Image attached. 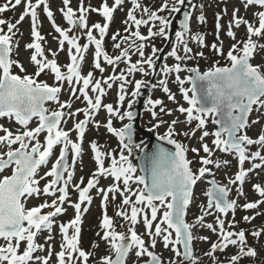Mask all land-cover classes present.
<instances>
[{
	"label": "snow or ice",
	"instance_id": "obj_1",
	"mask_svg": "<svg viewBox=\"0 0 264 264\" xmlns=\"http://www.w3.org/2000/svg\"><path fill=\"white\" fill-rule=\"evenodd\" d=\"M123 3V0H114V5L109 6L107 0H103L100 8L84 7L81 0L78 9L74 10L70 4L71 0H63L65 5L60 11L68 24L73 28L79 27L85 29L88 43L81 45L78 42L77 36H70L71 28H62L54 19V13L47 6V0H6L0 5V13L15 9L24 5L23 11L19 18L12 20L0 18V117L14 119L22 130L13 131L4 125H0V144H4L7 151H0V173L5 169L12 168L10 175L0 177V238L5 243L0 244V264H32L35 260L37 264H49L51 252L47 257L35 256L37 249L44 246L37 243V235L45 229L51 230L54 218L65 211L63 207L66 201L70 202L69 185L73 179V171H69L68 153L71 150L75 158L82 155V142L85 136L87 126L92 121L93 115L99 113L101 108L106 109L108 119L106 128L110 133L119 137L122 150L120 151L119 159L114 154L102 150L101 146L95 141L91 143V148L95 155L97 168L92 177L87 181L86 186H81L84 181L81 178L80 183L73 185L78 192V202L72 204L76 210L74 219L68 223L60 224L63 242L61 250L56 253L57 264H88L89 258L93 255L92 252L81 248V224L82 209L81 205L87 202L91 204L92 196L90 190L96 187L100 177H112L113 184L107 190L99 188L98 192L102 196L104 215L101 221L103 230L102 239L108 243L112 254L105 255L101 258V264H126L129 253L135 249L136 256L150 257L145 264H163L161 257L146 246L145 239L141 234H138L135 226L142 215L143 222L148 236L151 238L150 247L154 249L157 244V238H162L165 248L170 245L174 246V254L179 257L183 255L185 259L191 258L193 264H197V258L193 254L192 241L194 239L193 229L196 225L206 227L211 232L217 234L216 242L211 243L210 252L206 255L215 257V253L228 249L230 245L237 246L239 251L232 255L227 264H238L242 256L255 257L256 249L248 246L247 235L244 229L233 231L236 224L235 211L238 207L235 200H230L228 194L230 188L227 185H220L215 180L211 181V187L207 189L205 195L208 197L207 208L218 210V213L227 217L229 211L233 213V219L229 222V227L225 226V219L219 215L216 217L215 223H205V216L212 215L211 211L203 212L196 218V223H189L186 219L187 209L192 202V190L197 180L202 177L209 169L208 164L213 163L209 158L212 154V149L207 143L202 144L203 152L208 154L201 157V164L198 174L193 171L192 161L188 159L187 153L191 150L198 154L200 149H189L185 144L174 138L179 135L176 132L175 126L178 120H172L167 132L159 136L161 141H167L168 144L174 146V151L163 146H159L156 151L151 154L145 153L143 160L144 164L141 167V172L145 173L136 176L137 166L130 159L133 146L139 148V144H134L133 136L134 129L132 121L135 119V112L132 110L136 98L139 97L142 87L148 86L145 80H135L134 90L131 92V98L127 102V110L121 111L120 108H114L109 104H103V96L105 88L103 87L108 81L119 84L118 103L121 108L124 105L128 92L126 85L133 83L129 80V76L134 73H142L145 76L156 71V60L159 59L157 52L160 49L153 46L152 54L145 55V42L152 37H168V30L172 25L171 14L179 13L180 6L185 4V0H163L159 8L153 9L143 5L140 0H132L133 7L127 13L128 19L124 21L126 25L125 31H131L132 25H135V31H131V37H135L128 48L116 56H110L104 48V37L108 32L113 14L116 8ZM44 5V11L48 18L55 26V31L59 33L58 43L59 49L63 50L65 42L71 47L69 48L70 62L65 66L67 71H62L58 64L56 51H52V57L49 58L45 49L41 44L45 38L41 35L38 22L37 8ZM248 5H260L264 7V0H246L245 7ZM140 10L142 15L137 18L136 11ZM167 10L169 16L160 15L161 12ZM95 11L105 18V23H94L89 27L87 13ZM226 11V9H225ZM239 9L233 12V18L229 21L227 35L233 40L236 39V33L232 30L233 24L238 28L241 25H246L247 39L236 41L226 53L228 63L221 66L219 61L209 67L206 71L201 72L198 67H187L184 61L193 59L191 55L193 49L188 46L189 39L196 41L200 45H204L205 37L201 33L192 34L191 32V13L185 12L183 20L180 21V30L175 32V46L168 53L177 61L173 65L164 63L160 68L164 78L158 81L165 93H168L170 100H175V95L171 93L168 87L167 77L171 73H176V80L182 86L181 92L183 98L188 103V107L180 106L178 111L186 114L187 123L191 124L196 121L195 129L191 132H184L185 136H194L197 129L203 130L200 140L205 137L213 136V144L217 149L223 152H235L238 155L240 169L235 175L234 180H230V184H235L237 181L242 185L248 172L252 169H244L243 165L246 160L259 158L264 162V155L260 151H256L251 155L248 154V146L259 144L264 148V132L257 139L251 138L245 131L249 127V115L253 111V106L258 105L264 107V64H253L251 62L253 54L258 45L253 37H264V11L256 13L258 17V26L249 20L238 15ZM31 17V35L34 38L32 43L26 45V48L33 49L30 56L31 62L36 66V71L28 74L19 61L12 59L13 53V37L17 34L14 29L24 21L26 17ZM144 16L147 18L145 19ZM200 23H204L206 18L201 13L198 17ZM220 15L217 14V37L221 28ZM129 21L132 23L129 24ZM156 22H159L158 24ZM142 25L149 26L147 36L140 31ZM7 28V31L4 28ZM18 30V29H17ZM93 30H97L99 38L93 34ZM119 36L117 32L112 36L113 41H116ZM128 40L129 37H124ZM137 40L140 43H137ZM94 44V68L104 71L101 61L103 60L108 65L115 66L122 59L127 60L129 66L125 75L121 71L119 75H111L107 77V81L95 79L93 72H88L87 75L81 74V64L84 60V53L88 51L89 45ZM115 48L119 49L121 45L116 43ZM206 46V45H205ZM135 47L140 59L135 62L131 61L129 54L130 49ZM264 48V45H259ZM182 48L184 55H180ZM211 48L219 55L225 56L223 42L219 44L213 43ZM202 51L196 53V57H203ZM14 67H19L20 73L13 71ZM187 71L189 75L181 79L179 73ZM51 72L54 74V80L57 82L55 86L49 85L45 81H40L38 78L42 73ZM67 82L70 86L81 85L78 91L82 94L87 106L82 109H77L72 112V100L69 99L63 103L60 102V93L63 90V82ZM185 83L190 84V87H183ZM95 92L96 95L89 94V89ZM109 88L112 84L107 85ZM153 88L157 85L152 84ZM77 88L71 87V95L76 96ZM49 102H55L58 105L56 110H52L46 105ZM150 106L151 115L154 118L159 116V113L171 115L172 110L167 109L161 99H151L147 101ZM159 106V113L156 107ZM65 109L69 111L65 112ZM83 113L84 119L78 120L74 124V128L65 130L61 125L66 123V118ZM112 117H117L129 122L120 128L113 126ZM212 117L213 123L217 125L214 132L206 130L208 118ZM38 121L36 127H29L33 119ZM166 121L159 120L155 127L164 124ZM258 123V121H252ZM95 125L99 128L100 122L95 121ZM77 133V140L74 141L70 132ZM45 134L44 142L41 143L40 135ZM18 145V147H13ZM57 145H62L59 156L55 159L52 167L44 176L38 177V170L42 165L48 163L50 157L54 154V149ZM127 150L128 155L124 154ZM143 151V150H142ZM111 157V164L105 167V159ZM75 159L73 160V165ZM254 168H259L261 165H253ZM66 174V175H65ZM45 177H51L43 188L40 187V180ZM121 182L123 188H121ZM130 182L143 185L142 188L133 192L130 187ZM62 185V186H60ZM255 190L261 197H264V186L261 184L254 185ZM59 193V195H57ZM109 193H120L123 197L121 210L117 215L123 217L129 222L128 232L116 231L114 221L107 215V205ZM41 195L55 197L49 203L45 200L43 203L34 207H27L26 202L29 198ZM135 199H132V197ZM260 204H264V200L248 202L243 205L244 209H256ZM123 206H130V214L123 209ZM204 206H202L203 209ZM43 209H52L47 212H42ZM150 210V217L148 211ZM161 209L163 211L161 212ZM88 209L84 208L83 212ZM153 231V222L158 220ZM259 214V213H257ZM245 221L255 219L254 216H244ZM69 229H72V234L69 235ZM264 233V228L253 230L251 235L260 237ZM99 235V233H97ZM52 239L51 234L47 237ZM200 239L208 241L209 237L203 236ZM25 247L21 251V245ZM183 246L181 252L180 246ZM98 247V245H94ZM214 264H223L219 258L214 259Z\"/></svg>",
	"mask_w": 264,
	"mask_h": 264
},
{
	"label": "rangeland",
	"instance_id": "obj_2",
	"mask_svg": "<svg viewBox=\"0 0 264 264\" xmlns=\"http://www.w3.org/2000/svg\"><path fill=\"white\" fill-rule=\"evenodd\" d=\"M6 0H0V5L4 4ZM103 0H83L84 7L91 6L92 8H100L102 6ZM140 2L148 7H151L153 9L159 8L161 4L163 3V0H140ZM33 3H35V0H33ZM107 3L109 6L114 5V0H107ZM81 0H71L70 6L77 10V16L79 15L78 9L80 7ZM246 0H195L194 4L191 7V32L192 34L195 33H201L205 37L204 45L198 44L196 41L189 39L188 46L193 49L192 56L193 59L184 61V65L187 67H198L201 71H206L209 67H212L216 61H219L220 65H226L228 61L226 60V53L230 50V47L233 43L236 41H242L247 39V28L246 25H241L240 27H236L234 24L232 26V30L236 33V39L233 40L231 37L227 35L228 31V25L229 21L233 18V12L235 9H239L238 15L240 17H243L250 22L256 24L258 26V17L256 16V13L259 11H264V7L260 5H248L245 7ZM47 6L51 9V11L54 13V19L56 21V24L61 26L62 28H71V31L69 33L70 36H77L78 42L83 45L87 44V36L85 35V29L75 27L73 28L71 25L68 24L67 20L63 17L62 12L60 11L62 8L65 7L63 4V0H47ZM44 5H41L39 8H37V14H38V22H39V31L41 35L45 38L43 41H41L42 46L45 49L46 55L51 59L52 57V51L57 52V56L55 57L58 61V64L61 66L62 71H67L66 65L70 62V55H69V48L71 47L67 42H65L64 49H59V43H58V37L59 33L55 31V26L52 24L51 20L48 18L47 13L44 11ZM133 4L132 0H123V3L116 8V11L113 14V20L110 23L109 29L107 34L104 37V48L108 52L110 56H116L119 55L124 48H128L129 45L132 43V40H135V37H131V31H135V25H132L131 31H125L126 25L124 24V21L128 19L127 13L132 9ZM24 5L18 6L15 11L8 10L4 13H0V18L12 20V22H15L16 19L19 18L20 13L23 11ZM226 9V11H225ZM203 13L206 20L204 23H200L198 17ZM217 14L220 15V24L221 28L219 30V37H217V29H216V23H217ZM137 18H140L142 15V12L140 10L136 11ZM160 15L163 16H169V12L165 10L163 14L160 13ZM172 16V14H171ZM144 18H147L144 16ZM87 19H88V25L91 27L94 23H105V18L98 14L95 11H91L87 13ZM132 22L129 21V24ZM157 24L159 22H156ZM145 25H142L140 28V31L143 35H147L148 32H145ZM18 29V30H17ZM17 29H14V31L17 33L13 37V53H12V59L17 60L24 66V68L27 70L28 74H32L36 71V66L31 62L30 56L33 53V49L26 48V45L29 43H32L34 38L31 35V17H26L23 22H21ZM5 31H7V28L5 26ZM119 33V36L116 41H113L112 36L116 33ZM93 34L99 38V33L97 30H93ZM124 37H129L128 40H125ZM159 39V48L160 51L162 47L166 43L167 38H161ZM157 39V40H158ZM253 40L257 42V49L253 54V58L251 62L253 64H264V48L259 47V45H264V37H253ZM223 42V49L225 56L219 55L216 51H214L211 48V45L213 43L219 44L220 42ZM119 43L121 47L119 49L115 48V44ZM163 45V46H162ZM206 45V46H205ZM175 46V42L170 45L169 50L171 51L172 48ZM94 44L89 45L88 51L84 53V60L81 64V74L87 75L88 72H93V75L95 79H102L104 81H107V77L111 75H117L120 73V67L121 62H118L117 65L112 66L108 65L103 60L101 61L102 67L104 68V71L101 72L98 69L94 68ZM202 51L204 53L203 57H196V53ZM131 56V61L135 62L137 59L136 56V49L135 47H132L129 52ZM180 55H184L182 48L179 52ZM177 61L174 57L166 56L162 63L159 65L160 68L163 67L164 63H167L168 65H173ZM157 64V60H156ZM129 66L128 61L123 59V71L125 72V75H128L126 69ZM14 72L20 73L19 67H14ZM150 74L145 76L142 73H134L131 76H129V80L133 81V83L127 84L126 89L128 92V97H126L123 107L121 108L120 104L118 103V97H119V84L120 82L117 81L116 84L108 81L106 84L103 85L105 88V95L103 96V104H109L111 103L114 108H120V110L126 111L127 110V102L128 99L131 98V92L134 90V81L135 80H145L149 81L150 77L152 75ZM24 74V73H20ZM181 79L186 78L189 73L185 71H181L179 73ZM163 73L160 72L155 78V84L157 85L155 87V90L152 94H150L151 99H161L164 102V105L167 109L172 110L171 115H165L163 113H159V106L156 107V111L159 113V116L157 118H154L151 115L150 106L148 103L144 106V112L141 117V126L143 128L153 130L154 133H157L159 135H164L172 120H178L177 125L175 126L176 132L179 133V135H175L174 138H177L180 142L185 144L189 149L197 148L200 149L199 153H193L191 150L187 153L188 159L191 160L193 163L191 165L194 172L198 174V170L200 167L204 166L201 164V157H205L208 154L203 152L202 144L207 143L209 147L212 149V154L209 157L213 163L208 164L206 167L209 169L208 172H206L202 177L203 180L198 183L199 185L195 189L194 194V202L188 209L187 213V221L189 223H196V218L201 216L203 212L211 211L212 215L205 216V223H215L217 215H219L221 218L225 219V226L229 227V222L233 219V213L229 211L227 217H224L223 214L218 213V210L215 208L208 209L207 203H208V197L205 195L207 189L209 188L210 182L209 179L211 177H214L215 180L220 183L221 185H227L230 188L229 192V199L235 200L237 202L238 207L235 211V220L238 222L234 229H231L233 231H239L240 229H244L247 235V243L248 246L253 247L256 249L257 255L255 257H247L242 256L241 259L238 261V264H245V263H253V264H264V233L261 234L260 237H254L251 235V232L253 230H259L260 228H264V204H260L258 208L256 209H244L243 205L248 202H255L259 200H264V197H261L259 193L255 190L254 185L255 184H261V186H264V162H262L259 158L256 159H249L246 160L243 167L244 169H252L248 172L247 177L245 178L244 183L241 185L240 182H236L235 184H230V180L235 179L236 173L240 169L238 155L235 152H223L220 149H217L216 146L213 144L214 137L208 136L205 137L203 141L200 140V137L202 135L203 130L197 129L195 131L194 136H185L183 135L184 132H191L193 129H195L196 121H193L191 124L187 123L186 121V114H182L178 111V108L180 106H184L187 108L189 105L187 101L184 100L183 94L181 92V85L176 80V73H171L167 77L168 79V87L175 95V100H170L168 98V93H165L162 89V87L159 86L158 81L163 79ZM40 81H45L49 85L55 86L57 82L54 80V74L51 72L42 73L40 77L38 78ZM112 84V86L109 88L107 85ZM82 86L81 85H72L70 86L66 81L63 82V90L60 93V102L63 103L65 101H68L69 99L72 100V112H76L77 109H82L87 106L86 101L84 100L82 94L78 91V89ZM191 85L188 83H185L183 87H190ZM71 87L77 88L76 96L79 97L77 99L76 97H73L71 95ZM89 94L92 96H95L96 93L91 91V86L89 89ZM137 99V98H136ZM135 103L133 104L134 107ZM132 107V108H133ZM52 108L53 110H56L58 108L57 103L52 102ZM69 111V109H65V112ZM85 117L83 113H79L72 118H66V123H62V127L65 130H70L74 128V124L78 120H83ZM108 119V113L106 109L103 107L99 111V113H96L93 115L92 121L87 126L86 134L83 138L82 142V155L79 158H75L74 154L72 155V162L69 167V171H73L74 169V175L73 179L69 185V196H70V202L66 201L63 205L65 208V211L61 213L60 215L56 216L54 218V223L52 225L51 230L45 229L44 231H41L37 235V243L42 244L44 247L41 249H37V251L34 253L35 256L40 257H47L49 252H51V257L49 259V264H57V256L56 253H58L61 250V243L63 242L62 239V233L60 231V224L62 223H68L70 220L74 219L76 210L72 206V204L78 202V192L73 187V185L80 183L81 178H83L84 183L81 185L86 186L87 181L92 177V174L95 173L97 164L95 161V155L91 148V143L96 142L99 144L102 148V150L109 152L111 154H114L117 159H119L120 155V148L122 147L119 137H117L115 134L110 133L106 128V122ZM164 120L166 123L160 124L159 127H155L159 123V120ZM113 120V126L116 128L122 127L124 124L128 123V120L125 119L124 121L119 120L117 117H112ZM95 121L100 122V127L97 128L95 125ZM252 121H258V123H252ZM38 121L36 118L33 119L29 127H36ZM0 125H4L5 127L13 130L14 132L17 130H22L21 126L15 122L14 119H9L2 117L0 119ZM216 125L213 123L212 117L208 118V124L206 126V130L209 132H214L216 130ZM247 134L253 138L257 139L258 136L264 132V107H260L258 105H255L253 108V111L250 115L249 119V127L245 130ZM3 132H0V135H3ZM71 138L76 141L77 140V133L75 131L70 132ZM45 134L40 135L41 143L44 142ZM137 143L140 147L136 148L133 146L132 153L134 151H139L141 147L148 141L147 137L140 136L139 133L136 135ZM13 147H18V145H13ZM61 146L57 145L54 149V154L52 157H50L47 164L42 165L40 169L38 170V177L44 176V174L50 170L52 167L55 159L58 158L59 152L61 150ZM248 154L251 155L252 153H255L256 151H260L261 155H264V148H262L259 144L256 145H249L248 146ZM0 151H7V148L4 144H0ZM125 155H128L127 150L124 151ZM75 159V164L73 165V160ZM130 159L134 165L137 166V164L132 160V154L130 156ZM111 164V157H107L105 159V167L110 166ZM261 165L259 168H254L253 165ZM12 172V168H7L4 170L3 173H0V177L4 175H10ZM66 175V174H65ZM136 176H138L137 172L135 173ZM52 179L51 177H45V179L40 180V187L43 188L45 183ZM99 184L90 190V195L92 196L91 204H88L85 202L81 205L82 209V224H81V248H83L86 251L92 252L93 255L89 258L88 264H101V258L105 255L112 254L114 256V253L110 252L108 243L102 239L103 236V230L101 228V221L104 215V206L102 201V196L98 192L99 188H103L107 190V188L113 184V178L112 177H100ZM61 186V185H60ZM130 187L132 188L133 192L137 191V189L142 188L143 185L136 184L130 182ZM121 188H123L122 182H121ZM59 195V193H57ZM55 197L48 196V195H41L39 197L33 196L29 198L26 202V206L31 208L34 206H38L39 204L43 203L45 200H47L49 203L52 199ZM122 195L120 193L115 194V199H113V194L109 193V199H108V205H107V215L111 217L115 224L116 231H122L127 233L128 229L130 227L129 222L125 220L123 217L117 215V213L121 210L122 206ZM132 199H135L133 196ZM202 206L203 209H202ZM87 208L88 210L86 212H83V209ZM123 209L125 211H128L130 214V206H123ZM52 209H43L42 212H47ZM148 211L149 217H150V210L146 209ZM163 209H161V212ZM259 213V214H257ZM244 216H254L255 219L251 221H245L243 219ZM159 222V214H158V220L153 222V231L155 228V224ZM136 231L138 234H141L143 238L145 239L146 246H149V249L151 251H155L158 253L161 257H163L167 264H183L184 257L183 255L177 257L174 254L173 247L170 245L168 248L164 247L162 238H157V244L154 249L150 247L151 244V238L148 236L142 215L140 217L139 222L135 226ZM99 233V235H97ZM51 234L52 239L48 240L47 237ZM72 234V229H69V235ZM193 244H194V251H195V257L197 258V264H214V259L219 258L220 261L223 262V264H227V260L234 254H236L239 249L237 246L230 245L228 249L224 251H217L215 253V257L206 255V253L210 252L211 250V243L216 242L218 239L217 234L211 232L206 227H200L199 225H196V227L193 229ZM207 236L209 237L208 241L200 239V237ZM5 241L0 238V244H4ZM94 245H98V247H95ZM25 245H21V251H23ZM181 252H183L182 246H180ZM148 259L147 256L143 257H137L136 256V250L133 249L129 256L127 257L126 264H135L140 261ZM32 264H37L35 260L32 261Z\"/></svg>",
	"mask_w": 264,
	"mask_h": 264
},
{
	"label": "water",
	"instance_id": "obj_3",
	"mask_svg": "<svg viewBox=\"0 0 264 264\" xmlns=\"http://www.w3.org/2000/svg\"><path fill=\"white\" fill-rule=\"evenodd\" d=\"M187 1L192 2V0H185V4L183 6H186V2ZM185 12H187V11H184L183 12V18H184V13ZM183 18H182V20H183ZM180 21H179V24H180ZM175 28H176V25L171 26L170 29H169V40H168L167 44L164 46V48H163V50L161 52L160 59L162 58L163 54L166 52V50L168 48V45H169V43H170V41L172 39V35L174 33ZM152 84H153V79L149 82L148 86L142 87V89L140 91V95H139V97H138V99L136 101V105L132 109L135 112V119L132 121V123H133V129H134V136H133V142H134V144H136V133L137 132H139L141 135H146L149 138L148 142L142 147V149H141V151L139 153L138 152H134L133 153V159L137 160V163H138V166H139L140 171H141L142 165L145 163L144 160H143V157H144V154L145 153L151 154L154 151H156V149L159 146H163V147L168 148L169 150H172V151L175 150L174 149V146L168 144V142L166 140L165 141H161L159 139V136L158 135H156L153 132L149 131L148 129H145V128H143V127L140 126V118H141V114L143 112V105L145 104V102L147 101V99L149 97V93L151 92V89H152V86H151ZM250 115H251V113H250ZM250 115H249V118H250ZM1 118L2 117H0V119ZM141 174H145V173H142L141 172ZM212 180H215V179L214 178H211V181ZM197 184H198V180H197L196 184L193 186V190H192V202L190 203L188 209L193 204V197H194V192H195V189L197 187ZM210 187H211V185H210ZM228 198H229V194H228ZM188 209H187V213H188ZM186 219H187V216H186ZM192 248H193V254H194V244H193V241H192ZM182 249H183V246H182ZM161 259H162L163 264H164V262H165L164 259L162 257H161ZM149 260H150V257L147 260L138 262L136 264H145V262L146 261H149ZM173 264H175V263H173ZM183 264H193V262H192L191 258H188V259H185L184 258ZM245 264H253V263H245Z\"/></svg>",
	"mask_w": 264,
	"mask_h": 264
},
{
	"label": "flooded vegetation",
	"instance_id": "obj_4",
	"mask_svg": "<svg viewBox=\"0 0 264 264\" xmlns=\"http://www.w3.org/2000/svg\"><path fill=\"white\" fill-rule=\"evenodd\" d=\"M194 2H195V0H193L192 1V3H191V5H190V7H182V5L180 6V9L181 8H183L182 10L183 11H187V12H189V13H192L191 12V7H192V5L194 4ZM164 12V11H163ZM163 12H161V14H163ZM177 14L178 13H172V16H171V20H172V25H174V24H177V28L175 29V31H174V35H173V40H172V42H171V44L170 45H172L174 42H175V32L176 31H178V30H180V27H179V21L181 20V15H179V16H177ZM146 19V18H145ZM171 25V26H172ZM148 27L149 26H146V28H145V32L144 33H146V32H148ZM147 36V35H146ZM158 39V37H152V38H149V40L147 41V42H145V44H146V47L144 48V51H145V55L146 56H150L151 54H152V49H153V46H155V48H157V49H160L159 48V39ZM167 39H168V37H167ZM167 39H166V42H167ZM137 43H140V41H138L137 40ZM170 45H169V47H170ZM163 46V45H162ZM169 47H168V49H167V51H166V55H165V57L166 56H168V53L170 52V50H169ZM159 55H160V51L159 52H157V56L159 57ZM136 56H137V59H140V57H139V54L136 52ZM164 57V58H165ZM121 62V67H120V72L121 71H123V59L120 61ZM156 65H158V59H157V64ZM159 69H160V66L158 65L157 67H156V71H155V73H152V75H151V77H150V79L154 76V79L156 78V76L158 75V73H159ZM149 72H151V70H149ZM119 75V74H118ZM117 82V81H116ZM116 82H115V84H116ZM120 83H121V81H119ZM146 82H149V81H146ZM155 84V83H154ZM155 90V88H153L152 89V91H151V94L153 93V91ZM47 107H49L50 109H52L53 110V108H52V102H49L48 104H47ZM176 139V138H175ZM179 141V140H178ZM61 147H62V145H60ZM122 150V147L120 148V151ZM74 153L70 150L69 151V161H68V164L70 165L71 164V162H72V155H73ZM137 174H138V176L139 175H141V173H140V171H139V168L137 167ZM203 180V178H201L200 180H199V182H201ZM62 186V185H61Z\"/></svg>",
	"mask_w": 264,
	"mask_h": 264
}]
</instances>
